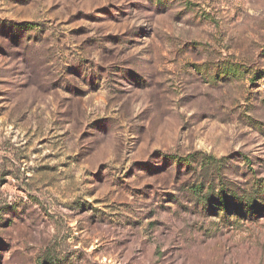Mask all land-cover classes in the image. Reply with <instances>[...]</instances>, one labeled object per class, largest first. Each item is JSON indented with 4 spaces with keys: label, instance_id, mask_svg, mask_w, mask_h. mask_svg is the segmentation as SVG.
Masks as SVG:
<instances>
[{
    "label": "rangeland",
    "instance_id": "rangeland-1",
    "mask_svg": "<svg viewBox=\"0 0 264 264\" xmlns=\"http://www.w3.org/2000/svg\"><path fill=\"white\" fill-rule=\"evenodd\" d=\"M263 186L264 0H0V264H264Z\"/></svg>",
    "mask_w": 264,
    "mask_h": 264
},
{
    "label": "trees",
    "instance_id": "trees-1",
    "mask_svg": "<svg viewBox=\"0 0 264 264\" xmlns=\"http://www.w3.org/2000/svg\"><path fill=\"white\" fill-rule=\"evenodd\" d=\"M237 68L229 67L224 73L226 76H231L235 74ZM205 159L207 156H203ZM186 161L189 159H185ZM190 161V160H189ZM260 191H264V186L260 188ZM224 196L221 199V205L223 212L227 215L228 212H231L235 216H241L246 219H255L259 216L264 215V201L259 200L257 197L253 195L245 196L243 199L231 198ZM51 264H55V259L51 258Z\"/></svg>",
    "mask_w": 264,
    "mask_h": 264
}]
</instances>
